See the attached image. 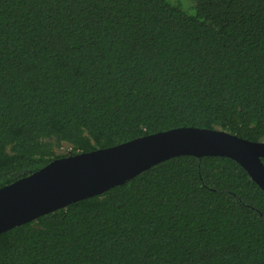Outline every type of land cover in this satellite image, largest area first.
Instances as JSON below:
<instances>
[{
    "label": "trees",
    "instance_id": "1",
    "mask_svg": "<svg viewBox=\"0 0 264 264\" xmlns=\"http://www.w3.org/2000/svg\"><path fill=\"white\" fill-rule=\"evenodd\" d=\"M188 1L0 0V188L176 128L264 142V0ZM0 264H264V192L173 157L1 233Z\"/></svg>",
    "mask_w": 264,
    "mask_h": 264
},
{
    "label": "water",
    "instance_id": "2",
    "mask_svg": "<svg viewBox=\"0 0 264 264\" xmlns=\"http://www.w3.org/2000/svg\"><path fill=\"white\" fill-rule=\"evenodd\" d=\"M185 155L229 158L264 192V142L219 130L176 128L55 159L0 188V234L100 195L162 161Z\"/></svg>",
    "mask_w": 264,
    "mask_h": 264
},
{
    "label": "rangeland",
    "instance_id": "3",
    "mask_svg": "<svg viewBox=\"0 0 264 264\" xmlns=\"http://www.w3.org/2000/svg\"><path fill=\"white\" fill-rule=\"evenodd\" d=\"M172 5H177L186 15H193L194 10L191 9V2L188 0H166Z\"/></svg>",
    "mask_w": 264,
    "mask_h": 264
}]
</instances>
